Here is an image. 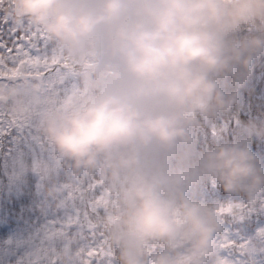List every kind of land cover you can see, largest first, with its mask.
<instances>
[{"label": "clouds", "instance_id": "obj_1", "mask_svg": "<svg viewBox=\"0 0 264 264\" xmlns=\"http://www.w3.org/2000/svg\"><path fill=\"white\" fill-rule=\"evenodd\" d=\"M0 13L71 70L58 97L0 82V112L34 111L43 199L94 179L110 264H224L226 214L264 197V111L238 115L264 63V0H3ZM56 259L85 264L82 248Z\"/></svg>", "mask_w": 264, "mask_h": 264}, {"label": "snow or ice", "instance_id": "obj_2", "mask_svg": "<svg viewBox=\"0 0 264 264\" xmlns=\"http://www.w3.org/2000/svg\"><path fill=\"white\" fill-rule=\"evenodd\" d=\"M20 76L41 81L45 98L64 95L73 87L69 66L49 45L42 32L17 27L11 20L0 18V82ZM33 126L32 110L0 112V156L12 166L11 172H6L10 180L25 171L22 146L32 157L31 171L39 176L41 183L43 181L41 169L48 162L47 149L34 133ZM211 131L215 134L216 129ZM5 141H10V146H6ZM41 183L37 185L38 191ZM101 201L97 182L91 178L74 185L65 184L55 204L39 200V223L33 222L27 236L20 241L25 250L14 264H60L56 252L63 246L82 248L85 264H110L103 235L96 222ZM257 208H264V197L253 205L245 206L239 217L226 214L224 228L217 241L219 251L237 247L236 242L228 238L229 228H246L237 222ZM238 247L245 250L247 245L242 243ZM224 264H229L226 258Z\"/></svg>", "mask_w": 264, "mask_h": 264}, {"label": "trees", "instance_id": "obj_3", "mask_svg": "<svg viewBox=\"0 0 264 264\" xmlns=\"http://www.w3.org/2000/svg\"><path fill=\"white\" fill-rule=\"evenodd\" d=\"M257 111H264V63L254 70L253 77L250 79L245 89L241 90V104L239 117L246 119L249 115L255 114ZM253 150L264 153V143L253 142ZM30 188H32L29 183ZM32 192L22 195V202H26L25 206L19 210L20 215L29 218L34 217V206H29L32 198ZM227 223V221H226ZM245 227H230L228 238L236 242L237 247L228 249L227 256H224L229 264H264V247H253L252 244L256 238L264 240V232H257L256 224L260 223L264 226V208L246 214L243 220L237 222ZM2 234L0 233V237ZM246 244L245 250L239 249L240 244ZM0 264H6L5 261Z\"/></svg>", "mask_w": 264, "mask_h": 264}, {"label": "rangeland", "instance_id": "obj_4", "mask_svg": "<svg viewBox=\"0 0 264 264\" xmlns=\"http://www.w3.org/2000/svg\"><path fill=\"white\" fill-rule=\"evenodd\" d=\"M27 156L29 157H27V159L24 161L25 171H23V173L20 174L18 178H15L12 180H10L9 175L6 174V172H11L12 166L10 164H7L6 162L3 163V171L0 175V182L2 181V179H4L2 195L10 199V202L7 205V207H9L8 210H9L10 216H12L15 213V210L13 209V207L18 206L19 208H23L25 206L26 202H22V195H24V193L28 194V197H29V194L32 192L31 194L32 198L29 201V206H34L32 210L36 212H38V208H37L38 201L43 199V197L40 195L39 191L37 190V185L41 183L40 178L36 173L31 171V161H32L31 158L32 157L29 154H27ZM0 168H1V165H0ZM29 183L32 185V189L30 188ZM2 208H4L6 211V206H3L1 204V207H0L1 211H2ZM5 211L3 210V213ZM11 218H9V220ZM9 220L1 222L2 224L8 227L9 236L6 238V243L8 247L2 242V244L0 245V252L1 253H14L15 248L20 246L19 250L21 251V254H22L25 249H24V246L20 244V241L24 239V238L22 239V235H25L24 237L27 236L28 232L30 231V225L32 224L28 223L30 219H25L24 222L28 223V226L27 227L21 226L20 227L21 232H17L15 229V226ZM31 221L37 224L39 223L38 221H34V220H31ZM256 228L258 230L257 232H264V226H261L260 223L256 224ZM16 236H19V240L15 239ZM227 252L228 250H221L220 254L224 257L226 256Z\"/></svg>", "mask_w": 264, "mask_h": 264}]
</instances>
